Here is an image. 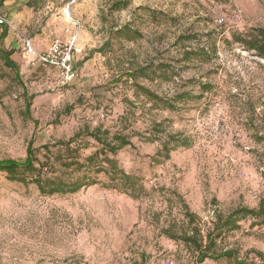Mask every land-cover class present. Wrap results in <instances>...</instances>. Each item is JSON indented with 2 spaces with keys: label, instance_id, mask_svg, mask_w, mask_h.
Wrapping results in <instances>:
<instances>
[{
  "label": "rangeland",
  "instance_id": "obj_1",
  "mask_svg": "<svg viewBox=\"0 0 264 264\" xmlns=\"http://www.w3.org/2000/svg\"><path fill=\"white\" fill-rule=\"evenodd\" d=\"M114 1L4 2L0 47L13 51L21 83L0 56V160H23L31 140L35 156L63 177L58 159L70 154L59 143L79 134L71 146L85 157L98 145L82 131L100 127L129 138L132 147L113 158L141 179L146 195L98 184L48 196L0 174V264H232L196 263L181 238L199 231L206 244L219 216L255 209L264 198V59L225 42L264 29V0H133L119 12L110 10ZM125 25L139 37L115 39ZM54 38H75L70 80L24 56V39L42 52ZM108 41L104 53L89 55ZM142 67L147 77L126 75ZM202 85L210 90L202 94ZM168 134L190 146L164 159ZM237 224L213 250L264 252V225L249 217Z\"/></svg>",
  "mask_w": 264,
  "mask_h": 264
},
{
  "label": "trees",
  "instance_id": "obj_2",
  "mask_svg": "<svg viewBox=\"0 0 264 264\" xmlns=\"http://www.w3.org/2000/svg\"><path fill=\"white\" fill-rule=\"evenodd\" d=\"M6 0H0V9L3 7ZM133 0H116L111 6L110 10L119 12L129 7ZM8 28L4 24L0 26V43L7 36ZM139 37L138 32L132 30L129 26L125 25L115 30V39L125 41H132ZM226 43H234L242 47L244 50L254 52L259 58L264 59V29H256L249 35L232 34L231 40H226ZM109 41L103 46L90 51L89 55L93 53H104V46L109 45ZM13 54L12 50H5L0 47V56L4 65L14 71L15 78L19 83V71L15 62L10 58ZM74 69V67H73ZM148 68L142 67L138 71L127 72L129 78H135L136 73L147 77ZM167 79V77L165 78ZM137 91L141 93L148 100L156 103H164L163 100L156 94L152 93L144 86H136ZM210 90V86L202 85V94L207 93ZM25 100V111L29 113L30 97ZM167 107L173 109L174 106H170L167 103ZM161 124L157 123L153 126L158 133L162 132ZM85 135L92 138L98 145L97 149L85 156L79 153V147L71 146L72 143L78 138L73 136L66 142H60L62 152L68 151L70 154L68 157H61L58 160L59 169L63 173L62 176H56L55 163L41 162L35 156V150L32 147V141L30 140L26 155L23 160L15 159H2L0 160V174H3L5 179L9 182L21 183L23 185L33 184L42 195H66L74 194L82 188H88L94 185L100 184L101 187L108 190H115L120 193L126 194L133 199H139L146 195L145 188L141 183V179L126 173L122 170L114 160V156L123 148L129 146L132 147V143L126 135L119 132H115L110 135L107 129L102 130L100 127L90 130L88 127L84 128ZM153 139L156 136L153 134L150 137ZM168 140L164 141L159 155L168 159L172 151L179 147H189L190 142L188 138H185L179 134H168ZM151 141V138L150 140ZM66 154V153H65ZM99 175L104 179L102 182L99 180ZM185 213H188L185 207ZM188 220H192L193 216L188 214ZM253 219L252 225H264V198H262L255 209L238 208L225 216H219L214 223L213 233L207 234V243L204 244L203 238L199 235V231L192 233L191 236H185L181 240L192 246L196 253V263H201L205 259H225L231 261L232 264H264V252L250 250L243 256L232 249H224L220 252L214 251L215 240L221 237L223 232L229 233L239 228L237 222L243 218ZM193 221V220H192Z\"/></svg>",
  "mask_w": 264,
  "mask_h": 264
},
{
  "label": "built area",
  "instance_id": "obj_3",
  "mask_svg": "<svg viewBox=\"0 0 264 264\" xmlns=\"http://www.w3.org/2000/svg\"><path fill=\"white\" fill-rule=\"evenodd\" d=\"M219 23L222 21L219 20ZM4 17L0 16V26L6 24ZM74 40L63 41L60 38H54L44 51H37L32 42L28 39L23 40V52L27 58L37 61L42 66L53 67L60 70L67 80L74 77L75 70L73 69V46Z\"/></svg>",
  "mask_w": 264,
  "mask_h": 264
},
{
  "label": "bare ground",
  "instance_id": "obj_4",
  "mask_svg": "<svg viewBox=\"0 0 264 264\" xmlns=\"http://www.w3.org/2000/svg\"><path fill=\"white\" fill-rule=\"evenodd\" d=\"M67 18H68V17H67ZM70 19H71V18L67 19V22H70ZM71 21H72V20H71Z\"/></svg>",
  "mask_w": 264,
  "mask_h": 264
},
{
  "label": "crops",
  "instance_id": "obj_5",
  "mask_svg": "<svg viewBox=\"0 0 264 264\" xmlns=\"http://www.w3.org/2000/svg\"><path fill=\"white\" fill-rule=\"evenodd\" d=\"M33 44V43H32ZM34 46V45H33Z\"/></svg>",
  "mask_w": 264,
  "mask_h": 264
}]
</instances>
